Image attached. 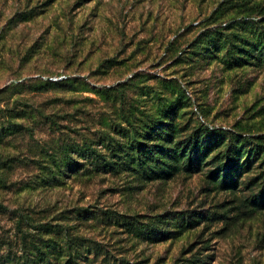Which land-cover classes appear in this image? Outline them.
Instances as JSON below:
<instances>
[{"label": "rangeland", "instance_id": "374dc122", "mask_svg": "<svg viewBox=\"0 0 264 264\" xmlns=\"http://www.w3.org/2000/svg\"><path fill=\"white\" fill-rule=\"evenodd\" d=\"M263 12L264 0H0V264H19L18 218L54 226L76 207L158 232L82 224L91 264H264ZM173 102L180 147L208 150L199 171L143 183L91 168L127 161L134 131ZM70 160L85 165L67 179Z\"/></svg>", "mask_w": 264, "mask_h": 264}, {"label": "trees", "instance_id": "16d2710c", "mask_svg": "<svg viewBox=\"0 0 264 264\" xmlns=\"http://www.w3.org/2000/svg\"><path fill=\"white\" fill-rule=\"evenodd\" d=\"M248 11L249 9L241 10L240 13H247ZM219 13L220 9H217L214 15H218ZM248 46H251V44H248ZM254 48L256 49V46H251V49L245 53L247 57H252L254 53L253 50H255ZM172 49L173 42L169 44L164 54ZM246 64L243 58L238 57L233 67H242ZM178 108L179 102L171 103L169 108L164 110V113L160 116L162 118L150 121L152 124L146 126L147 130L143 131L144 134H141L138 130L134 131L133 141L135 144L130 150V154L127 155L129 158L127 161L115 162L106 160L104 157L94 156L89 157L91 158V168H95L97 172L100 171V175H108L115 170L124 168L125 171H131L132 173H143V175H141L143 183L154 181L166 183L182 171L189 173L199 171L203 159L207 156L208 150L196 144V137H191L187 146L180 147L177 141L179 129L175 124ZM161 119L163 122H166H164V124L161 123ZM52 123L58 126L56 121H52ZM210 131L216 133V130ZM198 142L199 141H197V143ZM88 150V153L82 150L83 153L81 155H97L96 151L90 150L89 148ZM83 165H85V163H79L76 160L72 162L70 160L66 163V171H68L69 174L63 175H65L67 179H70L72 177L71 174H78L79 171L83 169ZM79 167H81V170ZM57 182L60 186L63 184L62 180H58ZM132 189L136 190L138 188L132 187ZM126 190L127 191L121 190L120 192H125V195H132L133 191H131V189ZM2 207L3 204L0 203V208ZM59 216L60 218L56 225L45 224L39 226L37 229L26 224L33 221L29 213L18 218L15 229L17 234L21 237L20 241L22 244V251L18 259H16L19 264H91L89 257L84 255V251H89L90 247L95 250L94 247L98 244L95 243L94 240L88 238L81 230L77 231L78 226L89 222H100L101 225L106 226L111 225V222H115V227L125 228L126 233L131 235L135 234L136 236L137 231L147 233L148 235L158 233L153 226L146 227L144 230H137L139 229L137 227L138 222H142L139 220V216L126 215L108 208L95 212L88 208L76 207L63 210L59 213ZM118 222H123V226H118ZM184 222L185 221L180 222V226H178L182 230H185L186 227L184 226ZM187 225L191 226L190 222H188ZM31 231L37 232V234L29 236L28 234ZM176 233H178L176 235H179L181 231ZM159 235L163 236L164 239L167 237L170 239L175 233L168 231L161 232L158 236Z\"/></svg>", "mask_w": 264, "mask_h": 264}, {"label": "built area", "instance_id": "2783aa9c", "mask_svg": "<svg viewBox=\"0 0 264 264\" xmlns=\"http://www.w3.org/2000/svg\"><path fill=\"white\" fill-rule=\"evenodd\" d=\"M56 80V79H55Z\"/></svg>", "mask_w": 264, "mask_h": 264}]
</instances>
